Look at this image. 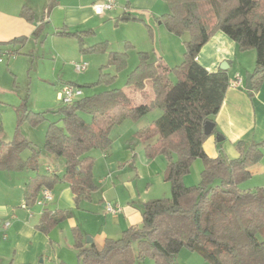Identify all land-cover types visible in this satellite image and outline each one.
<instances>
[{"label":"trees","instance_id":"trees-1","mask_svg":"<svg viewBox=\"0 0 264 264\" xmlns=\"http://www.w3.org/2000/svg\"><path fill=\"white\" fill-rule=\"evenodd\" d=\"M165 1L169 11L157 20L176 36L189 35L184 42L183 62L169 67L162 59H152L149 52H138V65L128 75L124 89L89 96L84 93L64 104L59 110L60 121L51 122L47 128L44 145L46 153L65 160L62 175L50 169L49 174L40 173L41 151L26 140L11 143L8 154L0 158V169L34 172L24 188L28 207L36 205L44 188L52 190L61 182L69 184L77 204L91 201L98 185L94 178L95 158L89 153H106L112 146V129L116 125L128 119L138 121L158 107L162 115L139 134L146 141L156 137L154 143L147 142L145 146L149 158H167L164 179L170 184L171 197L141 205V226L130 227L118 239H105L102 248L87 244L77 229L74 247L80 264H142L147 259L156 264H178L177 257L183 248L200 254L211 264H264V190L240 188L251 177L250 168L262 160L264 141L247 147L237 143L241 155L232 160L206 153L204 143L212 134L219 133L214 118L231 82L227 71L210 72L198 61L202 48L215 33L222 32L240 51H255L256 66L249 93L259 90L264 83V0ZM57 4L58 0H48L34 37L40 35ZM21 16L30 23L35 21V14L28 7L22 9ZM91 33L63 29L57 34L77 38L83 52L84 37ZM27 43V37H20L4 45L13 53H20ZM102 45L87 50L96 51ZM127 56L126 51L111 52L109 64L121 71L126 68ZM114 78L115 75L101 73L95 84H68L84 92L85 88L110 83ZM136 93L143 98L142 103H136ZM42 118L43 114L31 117L34 123ZM207 122L214 124L210 136L204 132ZM27 149L30 155L23 159L21 153ZM197 159L204 165L200 181L188 187L183 179ZM70 215V210H45L37 228L48 234Z\"/></svg>","mask_w":264,"mask_h":264},{"label":"crops","instance_id":"crops-1","mask_svg":"<svg viewBox=\"0 0 264 264\" xmlns=\"http://www.w3.org/2000/svg\"><path fill=\"white\" fill-rule=\"evenodd\" d=\"M70 1L71 3H63V0H58L45 22L48 21L57 31L61 30L59 28L62 25L70 32L86 31L80 29L85 26H91L88 31L94 32V25H99L105 19L115 21L116 27H120L118 21L133 22L143 27L146 37H152V59H162L169 67L183 62L185 41H182V36L170 33L157 20L169 11L165 0H117L115 9L103 16L96 15L93 10V5L103 0ZM47 3L48 0H0V46L9 47L4 43L15 38L27 37L28 41L33 38L41 24ZM24 7L30 8L35 14L34 23L21 16ZM42 7L43 14L38 17ZM55 16L61 17V21L58 22ZM125 16L133 19L122 20ZM39 36L35 38L38 39ZM126 38L127 43L133 44L134 39ZM148 50L147 47H140L138 52H150ZM253 51H240L232 39L217 32L198 56L199 63L208 71L221 70V65L226 63L228 68L224 71H227L230 82L236 81L238 77L242 80L238 86L230 85L224 103L214 118L219 133L212 134L204 143V149L210 157L221 155L228 160L236 159L241 155L237 143L242 142L247 147L264 141V83L257 91L249 93L246 90L247 76L255 69L256 56ZM134 99L136 103L143 102L138 93L134 94ZM150 126L145 117L139 119L134 126H124L120 130L124 133L113 138L112 146L106 153L98 152L93 155L94 178L98 190L91 201L77 204L69 184L61 182L51 190L52 202L45 206L36 204L29 207V213L22 206L25 204V184L33 174L0 169V220L11 221L7 230L0 227V264H46L48 261L50 264H80L74 247V233L77 229L83 233L86 243L91 238L98 248H102L105 239H118L130 227L141 226L142 214L139 207L151 200L169 198L168 194L171 192V187L164 179L167 158L161 155L149 158L145 152L147 142L154 143L156 137L146 141L139 134ZM221 138L223 140L219 141ZM198 160L194 161L190 173L183 179L188 187L195 186L200 181L204 165L202 162L201 166ZM193 167L197 168V175L193 172ZM49 169L56 171L47 167V174L50 173ZM63 172L64 170L60 175ZM250 173L249 179H255L251 180L254 187L249 185L243 190H264L263 160L251 167ZM108 204L120 206L122 211L111 214L107 211ZM45 210H70L71 215L46 234L37 228ZM67 231L69 234L62 238ZM150 261L153 262L145 263L156 264L153 259Z\"/></svg>","mask_w":264,"mask_h":264},{"label":"rangeland","instance_id":"rangeland-1","mask_svg":"<svg viewBox=\"0 0 264 264\" xmlns=\"http://www.w3.org/2000/svg\"><path fill=\"white\" fill-rule=\"evenodd\" d=\"M63 3H71L70 0H63ZM47 5L45 6L46 9ZM44 8H41L40 17ZM49 13V17L52 14ZM60 22L61 17L55 16ZM120 27H116L115 21L109 19L102 20L99 25L95 24L93 34L84 37V46L86 51H81L80 42L77 38L71 36L58 35L59 31H63L62 25L59 29L52 27L48 21L44 25L43 30L38 39L31 38L20 53H13L9 47L0 46V158H4L10 149L11 143L15 140H26L41 151L39 158V172L45 174V169L50 167L56 170L58 174L65 169V160L49 155L44 150L46 131L51 122L60 121L61 116L59 110L64 104L59 100L58 93L62 87L68 83L78 85H90L99 81L101 73L116 76L110 83H103L94 88H85V95H93L112 89H124L126 86L128 75L137 67L139 62L138 49L147 47L152 57H154V43L152 37H146L143 27L136 23H127L118 21ZM124 24H129L125 25ZM91 26L80 28L88 31ZM93 27V26H92ZM145 28V27H144ZM147 29V28H145ZM148 30V29H147ZM129 37L134 42L127 47L126 40ZM134 37V38H133ZM189 38L186 33L182 36V41ZM150 39V40H149ZM96 51L87 50L96 44H102ZM135 45L136 47H134ZM12 51V55L7 52ZM126 51L127 65L126 68L117 71L116 67L109 64V55L111 52ZM252 52V51H251ZM254 52V51H253ZM256 56V53H255ZM86 62L88 69L79 73L76 71L74 64ZM256 66V58L255 64ZM104 67V68H103ZM103 68V71L101 69ZM245 75V74H244ZM175 82V78L172 77ZM31 115L26 118L25 115ZM33 114H43V118L34 123L31 119ZM162 115V110L155 107L145 117L147 124L152 125L155 119ZM89 120V117H86ZM143 118V117H142ZM137 121L128 119L122 124L116 125L112 129V138H117L119 133L123 132L124 126H134ZM62 124V122H60ZM122 126V127H121ZM151 127V126H150ZM124 133V132H123ZM98 150H92L89 155L97 154ZM30 150L27 149L21 153L23 159H27ZM264 155V148H263ZM176 156H174V159ZM264 162V156L262 158ZM202 166V161L198 160ZM63 165V167H62ZM195 174L198 171L193 167ZM34 172L23 170L19 172ZM249 179L240 185L241 189H245L255 179ZM143 182H141V185ZM170 186V184L168 183ZM255 190V189H253ZM160 197V196H158ZM165 197V196H161ZM160 197V198H161ZM171 197V192L168 194ZM164 199V198H161ZM69 234L64 232L62 235L66 237ZM149 260V261H148ZM147 259L145 262H153ZM42 259L40 260V262ZM144 262V263H145ZM142 263V264H144ZM178 264H211L206 261L200 254L191 252L183 248L178 257ZM46 264H50L49 261ZM146 264V263H145Z\"/></svg>","mask_w":264,"mask_h":264},{"label":"built area","instance_id":"built-area-1","mask_svg":"<svg viewBox=\"0 0 264 264\" xmlns=\"http://www.w3.org/2000/svg\"><path fill=\"white\" fill-rule=\"evenodd\" d=\"M117 5V0H103L101 3L94 4L93 10L96 15L103 16L107 12L112 11L115 9ZM7 54L12 55L10 51L7 52ZM2 60L0 59V62ZM75 69L79 73H83L88 69V64L86 62L76 63L74 64ZM242 83V80L240 77L234 82H231L230 85L238 86ZM84 92L73 85L65 84L61 91L58 93V98L63 104H70L75 99L82 97ZM53 201V195L52 191L50 189L44 188L41 192L40 198L36 201V204L38 206H45L47 203H50ZM24 209H26L29 213H31L30 208L24 204L22 206ZM107 211L111 214H117L122 211V208L120 206H114L112 204H108ZM11 226V221L8 220H0V227L4 230H7Z\"/></svg>","mask_w":264,"mask_h":264},{"label":"water","instance_id":"water-1","mask_svg":"<svg viewBox=\"0 0 264 264\" xmlns=\"http://www.w3.org/2000/svg\"><path fill=\"white\" fill-rule=\"evenodd\" d=\"M129 19H133L132 17L130 16H125L122 18V20H129ZM228 68V65L226 63L222 64L221 65V70H226ZM252 74L248 75L247 76V85H246V90L248 91H252ZM214 130V124L211 123V122H207L206 125H205V128H204V132L207 136H210L212 134ZM223 138L219 139V141H222ZM87 243L88 244H92L93 243V240L91 238H88L87 239Z\"/></svg>","mask_w":264,"mask_h":264}]
</instances>
